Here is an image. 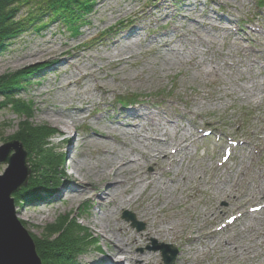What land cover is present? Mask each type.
Listing matches in <instances>:
<instances>
[{"label": "rangeland", "instance_id": "obj_1", "mask_svg": "<svg viewBox=\"0 0 264 264\" xmlns=\"http://www.w3.org/2000/svg\"><path fill=\"white\" fill-rule=\"evenodd\" d=\"M40 2L33 0L20 14ZM81 25L74 35L48 14L0 50V76L40 66L15 93L18 104L28 106L0 108V147L13 140L26 119L55 131L48 142L58 163L36 173L59 180L55 190L16 206L34 242L71 221L80 236H90L86 250L77 254L78 264H137L125 262L121 253L120 263L111 257L113 243L93 222L106 211L112 215L107 225L123 228L116 229V238H140L141 244L130 249L149 254L143 264H164L161 252L153 250L162 243L177 250L175 264H264V223H259L264 207L250 211L264 206V195L256 194L257 187H264V0H95ZM132 43L137 44L133 49L124 48ZM124 56L129 60L120 63ZM80 73L89 74L80 78ZM119 100L137 104L122 107ZM58 112L78 118L66 128L54 120L70 121L53 114ZM112 130L120 141L114 134L110 139L99 135ZM134 130L142 139L176 134L187 141V150L175 154V165L165 166L161 177L179 182L158 212L164 228L179 229L173 239L149 235L153 215L141 216L138 207L101 202L110 189L96 170L112 158L110 153L133 149L135 139L124 133ZM92 138L107 143L94 144ZM136 146L138 152L146 150ZM227 147L232 154L222 164ZM27 157L30 179L35 164L28 152ZM75 163L84 165L82 173ZM8 166L0 164V175ZM155 168L143 163L144 172ZM81 178V190L94 188L89 200L71 198ZM144 197L139 202L145 203ZM125 211L144 225L142 230L124 219ZM189 227L193 252L183 259Z\"/></svg>", "mask_w": 264, "mask_h": 264}, {"label": "bare ground", "instance_id": "obj_2", "mask_svg": "<svg viewBox=\"0 0 264 264\" xmlns=\"http://www.w3.org/2000/svg\"><path fill=\"white\" fill-rule=\"evenodd\" d=\"M137 44L132 43L126 47L125 49H133ZM239 47H242V49L245 50L243 45L240 43L238 45ZM130 54V53H129ZM129 60L128 57H120L119 62L120 63H125ZM117 62V63H119ZM119 63V64H120ZM82 74L85 75V77L88 76L89 73H80L79 76L80 78L82 77ZM68 85V84H67ZM52 113V112H49ZM57 114L58 116H65L63 112H58V113H53ZM69 118V122L64 121L62 118H54L56 122H61L63 123L66 128H70L69 126H72L73 123H75L76 118L75 116L72 115H66ZM70 123L72 125H70ZM129 125V124H127ZM118 131H120L118 129ZM121 132V131H120ZM138 131L132 132H125L124 135L127 136H133L135 139L136 145L143 146L146 150H142L138 152V147L139 146H133V149L130 150V152H124V151H119V152H112L110 153L112 158L108 159L105 161L104 166L102 168L96 170V174L99 177H102L104 180H106V186L110 189V193L107 194L106 197L101 199L102 204L104 203H115V207H121V206H136L138 207V212L141 214V216L148 218L153 215L152 220H151V226L146 229L149 235H153L154 237L156 236H164L165 238L169 237L170 239H173V236L175 238V235L178 234L179 229L175 230L173 227L171 228H164L160 223V215L158 212H160L161 208L170 201L172 191L173 189H176L177 185L179 182L175 180L174 178H169L168 181L164 182L161 177H162V172L165 170V166H173L175 165V159L176 153L182 152L183 150H187V146L185 142L186 140L183 139V137L178 138L176 134H174L172 137L169 138L166 134L164 138L160 137H151L150 139L143 138L138 136L137 134ZM113 134L117 138V141H120V138L117 135L116 130H112L110 132H107V134L101 133L99 134L102 138H112ZM140 135V134H139ZM104 138V139H105ZM140 138V139H139ZM178 138V140L176 139ZM104 139H97V138H92L91 142L94 144H99V143H107ZM172 149H175L174 152ZM105 149H102L104 151ZM107 152V151H105ZM139 156V157H138ZM144 162H150L152 165H155L156 168L153 170V172H144L143 170V163ZM75 168L79 172L82 173V168H84V165L82 163H75ZM90 175V174H89ZM181 179L183 182L186 183V181L189 179L187 175H181ZM82 179V178H81ZM203 178L201 177L200 180ZM67 180V184L70 182ZM82 180H75L76 185L80 187V189H73V194L71 198L73 199H80V198H85L87 200L90 199L91 197V192L94 190L93 187L88 188L89 190H81V184ZM171 183H175L171 184ZM171 184V186H170ZM69 185V184H68ZM174 185V186H172ZM256 194L258 195H264V187L259 186L256 189ZM145 193V203H141L140 197ZM120 194H123L122 196H119ZM119 196V197H118ZM189 199L192 198V194L187 195ZM118 198V199H117ZM187 198V197H186ZM148 200V201H147ZM100 202V203H101ZM161 203V205H160ZM190 208V204L188 203L186 205V209ZM111 214L113 211H110ZM20 217V215H19ZM112 215L109 213H106V211L101 213L98 217L93 218V222L97 224V228L100 230V234L110 243H113L115 252L111 254V257L116 261V262H121V257L118 258V254H123L124 256V261H137L136 263L138 264V261L141 262V264L144 263V261L147 259L149 254L145 255H139L136 254L135 252L131 251L130 246L131 244L139 246L141 244L140 238L135 237L132 238L131 236H128V238L121 237V238H116V234L114 233L117 228L119 230H123L121 227H117L116 223L109 224L107 225L108 221L111 219ZM25 217H23L24 219ZM26 219V218H25ZM259 223H264V219L259 220ZM250 226V225H249ZM253 226V225H252ZM188 235L186 238L187 241V247H185L181 251V257L183 259L187 258L188 254L191 255L193 252L192 250V242H193V228L189 227L188 228ZM175 234V235H174ZM191 234V235H190ZM139 244V245H138ZM115 257V258H114ZM112 260V259H111ZM123 264V263H121Z\"/></svg>", "mask_w": 264, "mask_h": 264}, {"label": "trees", "instance_id": "obj_3", "mask_svg": "<svg viewBox=\"0 0 264 264\" xmlns=\"http://www.w3.org/2000/svg\"><path fill=\"white\" fill-rule=\"evenodd\" d=\"M32 1L0 0V50L6 48L8 42L18 37L27 27L37 24L39 18L48 14L52 16V19L63 21L66 29L77 35L82 26L81 24L85 23L88 14L93 11L95 0H42L43 3L34 4L25 15L20 14L21 8L32 4ZM39 69L40 66L31 67L16 75L0 76V97H2L0 108L10 106L20 110L28 106V103L19 102L18 104L15 93L23 89L29 83L27 78ZM119 101L122 107H128L130 104L137 102ZM23 111L26 114L31 113L26 109ZM28 120H24L15 136L11 137V139L13 138V140L23 144L28 154L33 157L35 164V168L32 169L33 176L30 177L28 185L13 194L16 206L46 198L47 195L44 192L49 194L54 191L59 182V180L54 182L49 178L43 179L40 174L36 175V173L44 169L46 171L58 163L52 155L48 142L55 131L46 125L36 126ZM47 174L48 172L42 173L45 176ZM52 234L42 240H35L37 253L43 264H78L77 254L86 250L90 236H80L77 227L71 221L56 227ZM52 236L56 237L52 239Z\"/></svg>", "mask_w": 264, "mask_h": 264}, {"label": "water", "instance_id": "obj_4", "mask_svg": "<svg viewBox=\"0 0 264 264\" xmlns=\"http://www.w3.org/2000/svg\"><path fill=\"white\" fill-rule=\"evenodd\" d=\"M12 150L16 153L10 155ZM27 161V151L19 141L12 140L0 147V164L9 165L5 173L0 175V264H43L34 239L17 217L13 197V194L28 185L31 169ZM123 217L131 222L132 227L143 229L144 225L136 220L133 213L125 211ZM153 250L162 253L165 264H174L177 250L172 245L162 243L153 247Z\"/></svg>", "mask_w": 264, "mask_h": 264}]
</instances>
